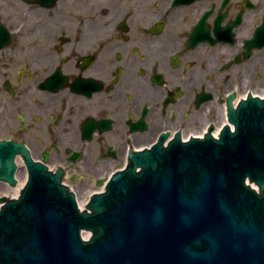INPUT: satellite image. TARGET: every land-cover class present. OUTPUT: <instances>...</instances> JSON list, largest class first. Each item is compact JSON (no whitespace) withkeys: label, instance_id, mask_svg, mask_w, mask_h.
<instances>
[{"label":"flooded vegetation","instance_id":"obj_1","mask_svg":"<svg viewBox=\"0 0 264 264\" xmlns=\"http://www.w3.org/2000/svg\"><path fill=\"white\" fill-rule=\"evenodd\" d=\"M245 111L264 112V0H0V143L85 207L154 150L219 146Z\"/></svg>","mask_w":264,"mask_h":264},{"label":"water","instance_id":"obj_2","mask_svg":"<svg viewBox=\"0 0 264 264\" xmlns=\"http://www.w3.org/2000/svg\"><path fill=\"white\" fill-rule=\"evenodd\" d=\"M235 123L217 147L141 156L84 211L61 173L0 143V264H264V112Z\"/></svg>","mask_w":264,"mask_h":264},{"label":"bare ground","instance_id":"obj_3","mask_svg":"<svg viewBox=\"0 0 264 264\" xmlns=\"http://www.w3.org/2000/svg\"><path fill=\"white\" fill-rule=\"evenodd\" d=\"M106 178H107V177H106ZM106 184H107V181H105V183H103L102 186H100V187L94 189V190H95V193H99L100 191H105ZM90 192H92V190H90L89 193H90ZM79 203H80L81 208H83V207L86 205V204H85V200H84V201L81 200V201H79Z\"/></svg>","mask_w":264,"mask_h":264},{"label":"rangeland","instance_id":"obj_4","mask_svg":"<svg viewBox=\"0 0 264 264\" xmlns=\"http://www.w3.org/2000/svg\"><path fill=\"white\" fill-rule=\"evenodd\" d=\"M85 207V206H84Z\"/></svg>","mask_w":264,"mask_h":264}]
</instances>
